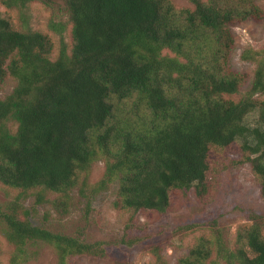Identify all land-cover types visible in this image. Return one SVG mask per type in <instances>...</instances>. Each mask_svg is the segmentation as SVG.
I'll return each mask as SVG.
<instances>
[{"label": "trees", "instance_id": "obj_1", "mask_svg": "<svg viewBox=\"0 0 264 264\" xmlns=\"http://www.w3.org/2000/svg\"><path fill=\"white\" fill-rule=\"evenodd\" d=\"M189 1L193 8L177 9L171 0H65L73 48L62 40L55 60L48 35L17 30L0 12V85L17 81L0 99V182L20 190L0 204L3 234L15 247L10 264L27 263L33 241L53 246L57 264L108 256L104 242L34 225L21 202L32 193L66 215L71 192L100 159L106 169L98 189L118 183L114 208L135 215L166 213L191 191L209 204L219 168L247 163L264 198V48L242 54L256 64L251 88L239 101L226 97L245 83L230 68L231 27L264 20V10L256 0ZM256 111L259 125L251 128L246 119ZM49 193L58 196L49 200ZM220 247L212 259L201 238L177 264H264L258 224L244 226L232 250Z\"/></svg>", "mask_w": 264, "mask_h": 264}, {"label": "rangeland", "instance_id": "obj_2", "mask_svg": "<svg viewBox=\"0 0 264 264\" xmlns=\"http://www.w3.org/2000/svg\"><path fill=\"white\" fill-rule=\"evenodd\" d=\"M171 1L177 9L193 8L189 0ZM256 2L264 10V0ZM0 12L17 30L31 28L48 35L54 43V51L50 55L52 60L57 59L62 40L71 53L73 25L65 0H29L25 6L12 8L1 5ZM231 30L235 45L230 68L243 74L245 83L241 93L226 97L239 101L251 88L256 70L254 62L242 60V54L247 48H264V20L250 19L232 25ZM16 84L15 78L8 77L0 85V99L10 95ZM246 122L251 128L257 127L258 112L251 113ZM13 129L15 131L16 127ZM231 155L241 157L242 150L233 151ZM105 169V162L100 159L94 163L89 175L81 177L71 192V205L66 215H60L48 203L37 204L32 193L21 200L34 225L80 236L88 242H104L107 257L81 255L74 258L72 264H177L201 238L210 241L214 253L212 259H215L221 244L230 250L234 248L238 233L244 226L258 224L264 234V198L249 163L219 168L215 198L209 204L198 201L191 191L188 197L178 194L166 213L147 211L136 215L130 210L114 208L118 183L110 184L104 190L98 189L97 184ZM81 189L85 195L81 194ZM19 194L20 190L0 182V204L3 206L16 200ZM57 196L49 193L47 198L53 200ZM133 216L136 219L130 225ZM3 229L0 224V264H10L15 247L5 238ZM124 238L129 245L121 243ZM27 250L29 260L25 264H57L56 249L49 244L29 242Z\"/></svg>", "mask_w": 264, "mask_h": 264}]
</instances>
